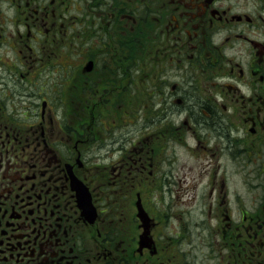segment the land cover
I'll return each mask as SVG.
<instances>
[{
    "label": "flooded vegetation",
    "instance_id": "flooded-vegetation-1",
    "mask_svg": "<svg viewBox=\"0 0 264 264\" xmlns=\"http://www.w3.org/2000/svg\"><path fill=\"white\" fill-rule=\"evenodd\" d=\"M64 23L69 100L32 69L20 112L0 90V264H264V0H0V53ZM196 216L208 239L181 251Z\"/></svg>",
    "mask_w": 264,
    "mask_h": 264
},
{
    "label": "rangeland",
    "instance_id": "rangeland-1",
    "mask_svg": "<svg viewBox=\"0 0 264 264\" xmlns=\"http://www.w3.org/2000/svg\"><path fill=\"white\" fill-rule=\"evenodd\" d=\"M11 17L13 14H10ZM64 27H61L60 24L58 25V32L56 34V37H48L47 35H39V39L36 42H29L25 41L22 43L21 52H17L14 54L13 49H10L7 45H4V49L1 51L2 56L1 60H3L2 70H0V90L3 89V98L8 99L10 101V111L11 113H18L21 111L22 106L25 105V102L22 101L24 96V90L21 87L22 81L19 76V73L21 70L24 69H32L33 71L30 73V79L32 81L37 82V91H41L43 97H49L50 96L54 100H62V101H68V91L65 89L64 92H61V85L62 83L67 80L68 76H63L69 68H77L79 63L82 62V58H78V53L81 52V45L78 44V42H75L74 45L71 44L69 40V29L66 27V23H64ZM37 38V37H36ZM35 40V39H33ZM89 46V45H88ZM28 47H31L29 49ZM75 52L76 55H72V53ZM95 53H98L97 57L99 59L100 67L104 68L106 63L111 62L110 59L104 61L101 60V56L99 55L101 53L100 47L94 51ZM0 53V54H1ZM70 55L73 56V58L70 57ZM108 58V57H107ZM112 64L107 66L108 68L115 69L114 65L117 63L114 62V58L112 57ZM21 63V66L19 65ZM71 65L73 67H69L68 65ZM95 63L86 62L85 68L87 70L93 69ZM99 68V67H98ZM20 69V70H19ZM5 71V72H4ZM5 73L6 76H2V74ZM7 75H10L7 77ZM3 83V84H2ZM3 86V87H2ZM129 89V90H128ZM130 89L131 88H124V90L119 92H111L107 93L106 98L103 99V101L106 102V99L111 100V105H107L106 109L104 111L106 114H102L101 118L104 119V117L107 116H117L122 109H126L130 107V101L129 98L130 95ZM57 92V93H56ZM58 95V96H57ZM1 96V94H0ZM82 93L78 92L75 94V101L82 100ZM102 101V100H101ZM76 116H79V113H76ZM156 191V193H161V198L158 194L155 196H152L156 200H158L159 205L158 208L161 212L166 209L165 199L168 195L165 194V197L163 196V191H161L160 188L149 190L147 193L151 196V194ZM145 191V189H144ZM125 200V198L123 199ZM123 202V201H122ZM129 202H124V207L126 208V211L130 213V206ZM184 204V203H183ZM123 206V204H122ZM180 211L182 212H190L192 207L188 204H184V206H180ZM160 211L156 210V214L161 213ZM199 211L192 212V214H197ZM197 218H190L192 220H188L186 223H174L173 229L174 231L177 230V233H179V228H182V236L181 240L183 245L180 247L181 251L188 250V245H191L192 242L189 240V234H193V239L196 240L199 237H205V240L208 239V236L206 233H204L203 230L207 228V226H210L212 224V221L204 219L200 220L198 216ZM190 225H193L192 232L188 233ZM172 228V227H171ZM175 235V234H174ZM173 235V236H174ZM186 237V239H185ZM203 252L198 249L197 256L195 264H205L202 262ZM188 260L191 259V253L187 254Z\"/></svg>",
    "mask_w": 264,
    "mask_h": 264
}]
</instances>
